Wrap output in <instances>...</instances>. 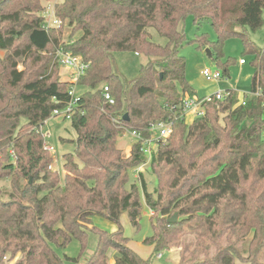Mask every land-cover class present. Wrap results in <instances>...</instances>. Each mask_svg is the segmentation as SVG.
<instances>
[{
  "label": "trees",
  "instance_id": "obj_1",
  "mask_svg": "<svg viewBox=\"0 0 264 264\" xmlns=\"http://www.w3.org/2000/svg\"><path fill=\"white\" fill-rule=\"evenodd\" d=\"M42 1L0 0V181L12 185L9 193L0 187V264L79 261L81 255L62 257L56 248L77 239L84 250L89 231L98 242L83 264H112L110 248L113 264H153V254L175 247L174 264H264V48L247 34L264 24V0H63L54 13L60 27L47 26ZM189 16L215 29L216 40L205 33L196 40L210 48L223 76L230 74L223 46L231 36L241 38L254 66L251 94L240 100L229 90L191 122L179 106L185 95L195 96L180 53ZM152 29L165 44L153 40ZM58 50L87 65L77 82L50 72ZM116 51L148 60L127 78ZM105 86L114 103L105 99ZM73 87L83 89L73 96ZM75 97V149L63 155L62 178L52 169L42 125ZM161 120L172 121L173 131L156 141L150 160L141 141L129 154L118 147L123 129L148 138ZM144 164L155 175L153 191L143 172L140 185L131 182V171ZM144 203L153 212L146 259L128 246L120 221L126 213L139 229ZM94 215L118 229L95 226Z\"/></svg>",
  "mask_w": 264,
  "mask_h": 264
},
{
  "label": "rangeland",
  "instance_id": "obj_2",
  "mask_svg": "<svg viewBox=\"0 0 264 264\" xmlns=\"http://www.w3.org/2000/svg\"><path fill=\"white\" fill-rule=\"evenodd\" d=\"M63 0H43L44 5V17L49 27H60V25L54 24L55 8L56 5ZM264 17V12H263ZM182 28L186 33V40L180 49L181 55L186 60V77L195 90V96L203 97L214 94L218 91L223 93L229 90H233L237 93L240 100H243L245 95L251 94V76L254 72V66L252 64V56L244 52V45L241 38L237 36L228 37L223 46L224 58L223 60L231 59L229 66V76H223V69L218 67L211 56L208 54L207 49L209 47H203L197 42V37L202 33L207 34L208 38L212 41L217 39V33L209 20L203 21L200 25L195 24L193 17L189 16L182 24ZM69 32V28L66 29V35ZM153 40L165 44L166 40L159 36L155 30H151ZM247 34L252 42L259 48H264V24L258 30L253 31L247 28ZM210 49V48H209ZM59 51V50H58ZM53 55L52 62L48 65L50 72H55L57 76L68 82L74 80V70L62 64L61 56L59 52ZM3 54L2 52H0ZM117 69L127 78H134L140 69L142 64H145L148 60L146 55L140 54L134 51H116L114 53ZM241 59L245 60V64L241 63ZM20 69L24 66L19 65ZM208 69L212 72L220 71L222 77L220 79L209 80L204 74L203 70ZM75 94H78L83 88L76 87ZM194 111H188L186 113L187 122L193 121L196 117ZM43 134L50 133L49 137L45 138V144L52 146L53 150H50L53 155L52 169L59 171L62 178H64L65 172L63 169V155L67 152H73L75 149V132L72 129L71 121L63 115H54L48 119L42 125ZM62 138L64 140H62ZM135 142V137L130 132V129L125 128L120 136L117 138L118 147L124 154H129L130 150ZM155 145L153 149H156ZM148 160L150 157L148 156ZM148 165L144 164L138 167L136 170L131 171V182H135L140 185L141 180L139 172L144 173V180L147 183L148 190L153 191L155 184V175L151 173ZM0 187H2L7 193L12 191L11 179L4 178L0 181ZM7 193L4 194V198H8ZM153 212L144 203L142 218L140 221V228L136 229L132 226L130 219L126 213L121 216V225L125 235L129 238L128 246L134 249L141 257L148 258L152 254V248L150 245L144 243V239L153 233L151 224V215ZM92 223L108 232H114L118 229V225L103 215H94L92 217ZM188 237L192 238L193 235L188 233ZM98 242V235L94 231L88 232V241L84 250L81 249V244L77 239H74L66 248H56L57 252L64 257V254H68L72 257L79 255V261L65 260V264H83L85 259L88 258L95 250ZM116 253L114 248L109 249L110 261L113 264V257ZM162 256L159 258L158 253L153 254V264H174L180 259V248L175 247L170 250H161ZM15 259L8 262L12 264Z\"/></svg>",
  "mask_w": 264,
  "mask_h": 264
},
{
  "label": "built area",
  "instance_id": "obj_3",
  "mask_svg": "<svg viewBox=\"0 0 264 264\" xmlns=\"http://www.w3.org/2000/svg\"><path fill=\"white\" fill-rule=\"evenodd\" d=\"M54 24L60 25L61 21L57 19L56 17L53 19ZM47 26H49L47 24ZM61 56V62L63 65L73 68L74 73V80L73 82H77L79 77L85 72L87 65L82 60V58L78 55H74L70 52H64L62 50L58 51ZM241 63H244L245 60L241 59ZM204 76L209 80H215L220 79L222 77V74L220 71H210L208 69L203 70ZM75 87L71 89V94L75 96ZM259 94V91L257 92ZM229 95V91L222 92L218 91L214 94L198 97V96H190L185 95L180 102V107L182 108L183 112L186 113L188 111H194L197 116L203 115L205 113L204 104L213 100H223ZM104 97L106 100H108L110 103H114V98L112 97L109 87H104ZM76 101V97L72 99L69 106L62 111L56 110L54 113L55 115H63L66 118H70V113L73 109V105ZM151 136L148 138H143L142 135L137 130H130L133 137H135V141H141L142 146L141 150L149 157H151L153 147L156 145V141L161 138H166L169 136L173 131V122L170 120H161L155 123H152L150 126ZM46 137L50 136V133L45 134ZM263 139H264V133H263ZM49 150H53L52 146H47ZM157 256L160 258L162 256V253H158Z\"/></svg>",
  "mask_w": 264,
  "mask_h": 264
},
{
  "label": "water",
  "instance_id": "obj_4",
  "mask_svg": "<svg viewBox=\"0 0 264 264\" xmlns=\"http://www.w3.org/2000/svg\"><path fill=\"white\" fill-rule=\"evenodd\" d=\"M207 52H208V54L211 56V50H210L209 48L207 49ZM125 118L128 119V114L125 115ZM177 218H178V214L175 213V214L173 215V217L169 219V221H176Z\"/></svg>",
  "mask_w": 264,
  "mask_h": 264
},
{
  "label": "crops",
  "instance_id": "obj_5",
  "mask_svg": "<svg viewBox=\"0 0 264 264\" xmlns=\"http://www.w3.org/2000/svg\"><path fill=\"white\" fill-rule=\"evenodd\" d=\"M244 64H245V62H244ZM151 248H152V250H153V246H151ZM146 259V258H145Z\"/></svg>",
  "mask_w": 264,
  "mask_h": 264
}]
</instances>
